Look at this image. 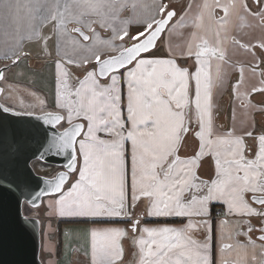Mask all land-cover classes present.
Instances as JSON below:
<instances>
[{
    "label": "snow or ice",
    "instance_id": "6c2138e0",
    "mask_svg": "<svg viewBox=\"0 0 264 264\" xmlns=\"http://www.w3.org/2000/svg\"><path fill=\"white\" fill-rule=\"evenodd\" d=\"M253 4L255 10L247 0H211V3L205 0L197 5L200 11L192 25L195 31L179 52L181 57L193 59L195 71L177 63L171 45L168 58L153 54L162 35L175 31L169 25L176 12L163 0L143 21V30L135 35H130L126 28L118 31L113 26L121 11L129 6L135 10L138 6L130 5L129 0H27L4 4L6 21L19 23L26 19L30 24L38 21L40 25L52 22L58 36L74 52L83 49L95 59L93 69L83 79L77 78L71 89L64 65L79 67L88 64L91 58L77 61L65 53L56 62V107L61 111L43 117L53 127L61 122L69 125L50 145L58 151L72 150L69 172L77 171V152L82 158L78 179L66 192L63 188L68 173H60L55 182H50V193H58L59 197L55 206L49 207H54L60 217H119L130 223V228L91 230L92 264H122L125 239H130L137 249V264H216L210 258L212 227L207 219L214 202L226 206V217L248 218L232 222L237 229L235 235L246 237L244 242H224L225 227L230 221L220 222L218 264H264V128L257 132L254 124H248L242 127L241 134L233 129L226 135H217L212 113V90L221 86L226 77L222 66L228 62L226 45L243 49L253 60V49L257 46L264 49V39L254 45L232 35L234 15L239 19L250 18L256 23L249 27L264 32V0H253ZM188 7L191 9L193 5ZM217 9L222 10V16L217 17ZM184 20L185 17H180L181 26ZM69 24L74 25L70 30ZM95 25L111 28L115 33L113 39L124 42L114 48L117 54L102 58L84 43L91 39L89 32L95 35ZM108 46L112 47L111 42ZM19 58L16 56L13 63ZM261 64L264 61L250 63L251 76L256 77ZM245 71L240 64L239 79L233 85L238 100L245 84ZM259 77L258 83L243 93L245 98L254 93L264 94V68ZM2 79L4 72L0 71ZM122 82L128 89L126 119ZM241 106L245 110L255 107L251 99L241 100ZM128 124L130 127H126ZM193 124L198 130L193 129ZM99 133L111 139H103ZM189 135L195 137L198 145L191 155L182 157L180 151ZM246 138H251L252 144ZM126 141H131L132 146L130 172ZM206 157H211L214 164V175L207 180L198 174ZM38 198L33 200L34 207ZM142 198L148 200V216L187 218V223L179 227L141 228L135 209ZM15 217H19L18 203ZM252 217L259 218L258 225L252 223ZM245 224L246 230L240 231ZM201 227L209 233L203 241L194 238V231ZM254 232L258 233L255 240L251 235ZM231 238L229 234L228 239ZM256 241L260 242V260L255 252ZM232 252L236 253L234 257Z\"/></svg>",
    "mask_w": 264,
    "mask_h": 264
},
{
    "label": "crops",
    "instance_id": "0c3cea01",
    "mask_svg": "<svg viewBox=\"0 0 264 264\" xmlns=\"http://www.w3.org/2000/svg\"><path fill=\"white\" fill-rule=\"evenodd\" d=\"M26 3L27 0H0V58L1 57H13L17 56L18 51L24 50L27 46L31 49L34 54L46 56L47 52L51 53L53 58H56V61L61 60L64 57L65 53H68L72 56L73 59L79 61L83 57H92V53L85 51L83 49L73 51L70 44L61 40L58 36L56 29L52 22H47L43 25H40L39 22H32L22 20L19 23H11L5 20V3ZM205 0H163V3H166L171 7L172 5H178L181 7V12L175 16L171 21L169 28H175L174 32L166 31L161 40L158 42V50H154L153 54L158 58H168L169 57V45H171L172 50L176 53L175 59L177 63L182 67L189 68L190 71H195L193 59H185L179 55L181 48L184 47L185 42L190 39V33L195 31L192 27L195 22L200 9L197 5H202ZM211 3V0H208ZM249 7L255 10V5L253 0H247ZM136 3L138 6L133 10L130 6L121 11L119 17L116 21L113 22V26L119 31L121 29H127L130 35H135L138 31L143 30V21H145L149 15L153 14L155 5L160 3V0H129V4ZM193 5L189 9V5ZM147 5L148 8L144 6ZM175 9V8H174ZM217 17L222 16L223 12L220 9L216 10ZM185 17L184 24L180 25V17ZM158 18V16H157ZM255 21H252L250 18L245 17L244 19H239L237 16L232 17V35L241 39L242 42H250L251 44L258 45L261 39H264V32L258 27H249V24H255ZM33 25H35V31H33ZM74 25L69 24L67 27L70 30ZM95 35L89 32L91 37L90 41L84 42L87 43L90 47L93 48L94 52H98L102 58L115 54L114 48L118 47L123 41L119 39H113L115 33L111 28H101L99 25H95ZM247 33V35H245ZM73 36L77 34L72 33ZM77 38H79L77 36ZM127 38V37H125ZM109 42H111L112 47H109ZM179 46V47H178ZM228 48L226 64H223L224 71L226 72V77L224 83L219 87H214L212 90V113H213V126L214 131L217 135H226L229 131L233 129L236 130L237 134H241L242 127H246L248 124H254L257 132L264 128V94L254 93L250 97L245 98L243 93L254 83H258L259 72L261 68H264V64H261V67L257 68L256 77L251 76L248 71L250 63L260 64L261 61H264V49L255 47L253 50L255 52V60L253 57L245 53L243 49L236 48L230 43L226 45ZM50 50V52H49ZM27 53V52H26ZM29 54V53H28ZM22 55H27L22 53ZM22 55H20L22 57ZM30 55V54H29ZM19 56V55H18ZM95 62L94 58L90 59V63ZM239 62V63H238ZM5 65H9V74L2 80L3 83H0L4 88L2 96L4 93L8 95L12 103H16L19 95L21 93V99L24 102H31L36 99L35 95H41V98L47 97L52 102V106L47 105L43 108L42 111L38 112L39 114L44 113H54L60 112L61 110L56 107V83L55 87L52 89L53 92H48L45 88L38 89L32 82L34 77L33 69L29 66L24 65L20 62V59L16 63L8 64L5 60ZM242 64L245 66V84L241 87V100L251 99L252 104L255 105L253 109L245 110L241 106V100L237 99L236 94L233 92V85L239 79V65ZM232 65H237L233 68ZM79 67L76 64H65L64 68L69 73L68 75V85L69 88L76 86L77 78L83 79L85 73H82V67ZM7 69V70H8ZM93 69V68H92ZM92 69L88 70L91 71ZM6 70V71H7ZM37 70V69H36ZM5 71V72H6ZM123 71V70H122ZM56 72V70H55ZM71 72V73H70ZM73 74V76H72ZM56 75V73H55ZM105 80H101V83H105ZM194 87L195 82L192 81L191 92L194 96ZM121 89L123 94L124 106L123 114L126 119L127 110V84L121 83ZM46 91V92H45ZM33 95V98H32ZM7 102H10L6 100ZM36 101V100H35ZM8 108L14 109L13 104L4 103ZM21 103V102H20ZM235 109V120L233 119V110ZM16 111L27 113L26 110L20 109V107L15 108ZM31 114V113H30ZM61 114H63L61 112ZM75 122V121H74ZM82 122V121H81ZM242 122H244L242 124ZM63 124V122H61ZM66 123V122H65ZM61 125V124H60ZM59 125V126H60ZM65 126L60 127L64 128ZM130 127V124L126 125ZM193 129H196L195 124H193ZM111 139V138H110ZM249 144H252L251 138H246ZM198 145V141L194 136L189 135L186 138V143L181 148L180 155L183 157L185 155H191L195 146ZM78 147V145H77ZM125 156L126 163L130 172L131 169V141L125 142ZM78 153V152H77ZM82 158L78 153V166L77 171L82 163ZM60 170V169H59ZM75 172V173H76ZM74 173H71L68 181H74L78 179L77 176H73ZM198 174L202 179H209L210 176L214 175V164L211 157H206L204 161L201 162V167L198 171ZM66 187L64 186L63 191ZM59 195V194H57ZM131 196V190L129 188V200ZM59 197V196H58ZM57 197V199H58ZM148 200L142 198L138 201V206L135 209L136 215L140 218V227H163V226H172L179 227L184 223H187V218L179 217H155L148 216L147 213ZM216 211V212H215ZM226 211V206L221 203H213L211 205V215L207 219L212 227V240L210 241V258L218 264L220 260V247H221V233H220V222L222 220H229L230 224L225 227L224 242L226 243H235L236 241L244 242L246 237L236 236L235 232L237 229L233 227V223L236 220H247V217H226L224 215ZM32 213L30 216H35L40 218V215L37 213ZM220 212V214H219ZM59 220L51 225L54 230H51L52 238L54 241L49 240V246H45V256L42 257L43 264H92L91 258V230L92 229H104L110 227H120V228H130V223L124 222L119 217H60L59 214L56 216ZM201 219V218H196ZM252 223L259 224V218L252 217ZM59 221H82V222H66L61 226L58 224ZM60 227V231H59ZM42 229V225H41ZM49 228H46V232ZM240 231L246 230V224L242 225L239 229ZM209 233L203 227L199 230L194 231V238L203 241ZM229 234L231 239H228ZM253 240L256 239L255 234L252 233ZM124 244V258L122 264H137V249L134 248L131 244L130 239H125L122 241ZM257 248L255 249L257 260L261 259V249L259 248V241H256ZM251 249L249 252L251 253ZM42 252L41 248V254ZM231 255L234 257L235 252H232Z\"/></svg>",
    "mask_w": 264,
    "mask_h": 264
},
{
    "label": "water",
    "instance_id": "95a60500",
    "mask_svg": "<svg viewBox=\"0 0 264 264\" xmlns=\"http://www.w3.org/2000/svg\"><path fill=\"white\" fill-rule=\"evenodd\" d=\"M175 12L177 15L176 10ZM8 68L9 65H5L0 71L5 74ZM0 89H3L1 85ZM2 93L0 92V210L3 211L0 213V264H43L41 222L35 216L24 215L23 204L27 203L33 208L40 206L45 196L58 194L50 193V182H55L60 173H68L67 183L71 173H74L68 169L72 150L58 151L50 147L69 125L60 128L61 123L55 127L45 123L43 117L51 112L30 114L8 108L1 102ZM5 108L8 110L5 111ZM35 160L63 169L54 176L40 175L34 169ZM37 196L39 198L35 199L34 207L33 200ZM17 203L18 218L15 217Z\"/></svg>",
    "mask_w": 264,
    "mask_h": 264
},
{
    "label": "rangeland",
    "instance_id": "374dc122",
    "mask_svg": "<svg viewBox=\"0 0 264 264\" xmlns=\"http://www.w3.org/2000/svg\"><path fill=\"white\" fill-rule=\"evenodd\" d=\"M22 53L27 54V55H22ZM46 54H47L46 56L34 54V52L31 49H29V46H27L25 48V51L24 50L18 51L17 56L19 55L20 62H22L24 65L29 66L30 68L33 69V72L35 73L34 74L35 78L32 80L33 84L38 89L45 88L46 91L53 92L52 89L55 87V83H56L55 70H56L57 61H56V58L50 57V56H53L51 53L47 52ZM20 55H22V57ZM15 58H16L15 56L1 57L0 58V68L4 66L3 62L5 60L7 61L8 64H10V63H13V60ZM9 72L10 70L8 69L5 72V77L8 76ZM0 83H3V81H1ZM3 91H4V88H3ZM20 94L21 93H19V95L16 96L18 97L16 103H12L8 95L4 93V96H1V102L7 103V104L8 103L13 104L14 105V107H12L14 108L13 110H15L16 107H20V109L24 108L26 110L25 112L31 113V114H39L38 112L42 111L43 108L46 107L47 105L49 106L53 105L49 98L47 97L41 98V95L39 94L35 95L36 99H34L32 95L33 100L31 102L26 103L22 101ZM6 100L10 102H7ZM65 125L66 123L63 122V124L61 123L60 127H63ZM98 135L103 139L111 138L105 135L104 133H99ZM80 163H82V161H80ZM45 164L47 163L35 160L33 162L35 171L38 174L44 175V176H53L56 174L57 171H59L60 167L51 165V164H48V165H45ZM77 175H78V172L76 173L74 172L73 176H77ZM72 181H74V178L72 179ZM72 181H68L66 183L65 192L71 187ZM58 196L59 195L45 196L43 198L42 204L35 208L29 206L27 203L23 204L24 215L30 216L32 213H36V211H38L37 213L40 215V218L38 219L40 220L41 225H42V229H41L42 246L41 248H42V252H44L41 254V256H45V257H46L45 246H49V240L54 241V239L52 238V234H51V230H54V229L51 227V225H54V223L59 220L56 217L58 216V212H55L54 207H49V205L52 204L53 206H55V200L57 199ZM47 227L49 228V230L46 232Z\"/></svg>",
    "mask_w": 264,
    "mask_h": 264
},
{
    "label": "trees",
    "instance_id": "16d2710c",
    "mask_svg": "<svg viewBox=\"0 0 264 264\" xmlns=\"http://www.w3.org/2000/svg\"><path fill=\"white\" fill-rule=\"evenodd\" d=\"M170 8H175L178 14L181 12V7H178V5H172ZM125 40H127V38H125ZM95 65H96V62H92L90 64L84 65L82 67V73H85L88 70L92 69ZM45 165H48V164H45ZM66 222H82V221H59L58 224L61 226L62 224L66 223ZM59 231H60V227H59Z\"/></svg>",
    "mask_w": 264,
    "mask_h": 264
},
{
    "label": "flooded vegetation",
    "instance_id": "af4514ba",
    "mask_svg": "<svg viewBox=\"0 0 264 264\" xmlns=\"http://www.w3.org/2000/svg\"><path fill=\"white\" fill-rule=\"evenodd\" d=\"M175 10H176V9H175ZM59 169H60L59 171H61L63 168L60 167ZM59 171H57V172H59ZM57 172H56V173H57ZM253 224H254V225H258V224H256V223H253ZM254 234H255V237L258 235V233H256V232H254Z\"/></svg>",
    "mask_w": 264,
    "mask_h": 264
},
{
    "label": "built area",
    "instance_id": "2783aa9c",
    "mask_svg": "<svg viewBox=\"0 0 264 264\" xmlns=\"http://www.w3.org/2000/svg\"><path fill=\"white\" fill-rule=\"evenodd\" d=\"M219 214H220V212H219Z\"/></svg>",
    "mask_w": 264,
    "mask_h": 264
}]
</instances>
